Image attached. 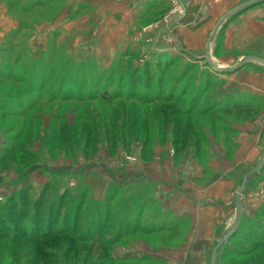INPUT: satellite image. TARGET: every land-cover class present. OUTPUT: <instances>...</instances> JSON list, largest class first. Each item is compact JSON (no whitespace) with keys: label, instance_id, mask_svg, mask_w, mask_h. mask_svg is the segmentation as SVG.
Wrapping results in <instances>:
<instances>
[{"label":"rangeland","instance_id":"374dc122","mask_svg":"<svg viewBox=\"0 0 264 264\" xmlns=\"http://www.w3.org/2000/svg\"><path fill=\"white\" fill-rule=\"evenodd\" d=\"M251 1L152 0L136 14L130 0H0V264H210L264 148V67L235 70L264 58V1L206 54ZM182 150L198 155V184L240 169L215 240L187 238L170 198L157 216L144 199L156 187L131 182ZM246 199L217 264H264V169Z\"/></svg>","mask_w":264,"mask_h":264},{"label":"crops","instance_id":"0c3cea01","mask_svg":"<svg viewBox=\"0 0 264 264\" xmlns=\"http://www.w3.org/2000/svg\"><path fill=\"white\" fill-rule=\"evenodd\" d=\"M130 1L127 7L133 9L131 13L137 14L141 11V6L146 5V3L149 5L152 0ZM138 2L142 5L140 6ZM250 150L251 154H249ZM250 150L248 155L251 160L256 157L258 146L255 148L253 146ZM224 154L225 152L220 153L223 158H225ZM194 155L195 153L191 151H185L180 156L178 155L177 159L175 158L176 160H173V158L168 160L167 153L159 151L150 164L152 167L151 172L148 170L145 174L137 173L131 176V182L140 185L138 191L149 187V185L156 187L154 195L152 197L144 195V199H147L145 203H149L153 207L157 216L160 215L162 210L166 211L163 198L168 196L170 200H168L167 209L174 212L175 215L177 214L176 218L180 217L178 218L180 225L190 229L187 238L215 240L217 230L223 224H226V218L231 215V203L234 193L233 178L235 180L239 178L240 169L232 170V163H225L223 170H227V176L223 171L215 170L203 183L198 184L199 180L193 176L194 171H190L191 158ZM154 158H159V161ZM243 201L244 215H247L251 204L248 199ZM195 252H197V255H201L200 250Z\"/></svg>","mask_w":264,"mask_h":264},{"label":"water","instance_id":"95a60500","mask_svg":"<svg viewBox=\"0 0 264 264\" xmlns=\"http://www.w3.org/2000/svg\"><path fill=\"white\" fill-rule=\"evenodd\" d=\"M264 0H253L251 2H248L246 4H243L241 6H239L238 8H236L235 10H233L232 12H230L221 22L220 24L216 27L213 35L211 36L210 42L208 44V48H207V54H206V59L208 60V62L211 64L212 63V59L210 56V43L213 40V38L215 37V35L217 34V32L219 31V29L221 28V26L225 23V21L230 20L236 16H238L239 14H241L242 12H244L245 10L259 4L262 3ZM259 64L261 66L264 67V58L258 57V56H247L244 59H242L239 63V65L237 66V68L235 70H240L242 68H244L245 66L251 65V64ZM264 169V148H263V152L262 155L258 161V163L256 164L255 168L249 172L248 174H246V176L244 177L243 183L241 185V187L238 189L236 196H235V200H234V205H235V220H234V225L232 227L231 232L227 235L224 236L222 238V240L218 243V245L215 247L213 254L211 256L210 259V264H217V258H218V250L220 249V247L227 241L232 239L235 236V233L237 230L240 229L241 227V221L243 218V214H244V206L242 203V198H243V193H244V189H245V185L246 182L249 178H251L252 176L258 175L260 174Z\"/></svg>","mask_w":264,"mask_h":264},{"label":"trees","instance_id":"16d2710c","mask_svg":"<svg viewBox=\"0 0 264 264\" xmlns=\"http://www.w3.org/2000/svg\"><path fill=\"white\" fill-rule=\"evenodd\" d=\"M228 103L229 105L232 107V109L230 110V112H233L234 114H238V115H242L244 113H247L250 109H248L247 107H245L243 104H240V103H234L232 102V100H229L228 99ZM187 151V150H186ZM185 151L182 150V152L180 151L179 153L180 154H177V155H181L182 153H184ZM195 153V152H193ZM196 155V153H195ZM198 156V155H196Z\"/></svg>","mask_w":264,"mask_h":264}]
</instances>
